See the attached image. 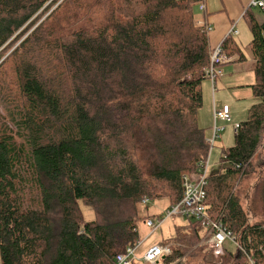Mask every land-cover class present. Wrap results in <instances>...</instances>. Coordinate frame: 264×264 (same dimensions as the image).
<instances>
[{"label": "trees", "instance_id": "16d2710c", "mask_svg": "<svg viewBox=\"0 0 264 264\" xmlns=\"http://www.w3.org/2000/svg\"><path fill=\"white\" fill-rule=\"evenodd\" d=\"M202 1L0 0V76L9 64L19 94L0 108V264H114L140 242L143 200L181 203L184 178L211 152L198 121L213 51L210 27L194 19ZM243 18L258 102L223 150L206 205L264 264V179L262 221L250 222L238 195L264 137V27L250 9ZM221 47L244 60L231 36ZM28 190L39 194L31 206ZM201 232L178 228L162 263L248 264L243 253L214 258Z\"/></svg>", "mask_w": 264, "mask_h": 264}, {"label": "rangeland", "instance_id": "374dc122", "mask_svg": "<svg viewBox=\"0 0 264 264\" xmlns=\"http://www.w3.org/2000/svg\"><path fill=\"white\" fill-rule=\"evenodd\" d=\"M252 0H225L224 4L226 10H223L221 0H203L202 4L208 9L205 15L204 11H200V4L194 7V19L197 23H205L210 27V40L217 42L213 47L214 49L221 45L224 38L229 37L230 30L234 23H237L236 29L239 32L238 36L232 37V40L241 47L247 57V61L243 65L228 64L224 67L225 78H232L224 83L216 84L213 88L211 79H207L202 84L203 106L199 111L200 124L206 130V136L210 141L213 137V130L215 126L214 112L228 107L230 111L231 121L228 123L217 122L219 127L225 129L219 134V139L211 149L208 164L209 174L215 175L222 171L223 165L221 164V157L223 150L232 148L235 145V130L234 126L246 122L249 117L250 108L258 102L253 96L251 84L255 83V76L249 71L252 63V54L250 51L251 33L247 22L243 19V14L249 8ZM253 16L257 23L260 25L264 22V15L258 9H251ZM210 14L207 18V15ZM233 22V23H232ZM6 58V57H5ZM4 58V59H5ZM3 59V60H4ZM1 60V62L3 61ZM0 62V63H1ZM7 71L0 76V85L5 83L11 85L10 93L6 96L0 95V108L4 115H6L5 108L10 109L8 102H17L19 94L15 85V76L9 71V64L6 66ZM10 101H7V98ZM5 107V108H4ZM14 132L15 127L11 126ZM4 128L0 129L3 131ZM254 174L245 178L238 187V195L241 199L242 206L248 214L250 222L262 221V201L260 193V184L264 179V137L262 138L261 146L253 160ZM33 188L32 185L28 186ZM33 191V190H32ZM26 191L27 204L31 206L33 201L39 198L37 191ZM37 208H39L37 206ZM172 208L171 202L168 199H157L149 201L147 205L143 203L138 205L139 221L137 224L140 242L143 241L145 248L152 243L173 246V241L177 234V229L189 225V220L184 217H171L166 220L161 228L157 231H151L145 227V221L165 217L167 211ZM80 210L84 221H92L95 218L94 210L92 207L87 206L83 202L80 203ZM185 230V229H184ZM201 238L204 240L203 232ZM172 241V242H171ZM204 243V242H203ZM233 252L235 249L230 247ZM144 251L141 252V257ZM190 256V252L186 254ZM216 258V257H214ZM191 264H200L197 258H193ZM217 259V258H216ZM164 264V263H162Z\"/></svg>", "mask_w": 264, "mask_h": 264}, {"label": "built area", "instance_id": "2783aa9c", "mask_svg": "<svg viewBox=\"0 0 264 264\" xmlns=\"http://www.w3.org/2000/svg\"><path fill=\"white\" fill-rule=\"evenodd\" d=\"M248 9H258L264 15V0H252ZM205 6L201 3L200 11H204ZM203 26L205 23H198ZM264 27V22L262 24ZM239 32L234 25L230 31V35L237 36ZM264 39V28L262 30ZM228 58L223 52V48L218 46L213 49L211 54L210 65L207 69V77L211 79L215 85L217 79L223 76V66L227 64ZM215 126L213 137L209 141L211 149L219 139V134L225 129L219 127L217 122L228 123L231 121L230 111L228 107L214 112ZM239 129V125L234 126L235 132ZM209 159V158H208ZM208 160L198 169L196 174L184 178V195L180 204L172 206L167 211V215L153 221L147 219L145 227L151 231H157L163 223L171 217H184L189 221L201 224L204 236V243L214 257L223 256L226 251H232L230 247L235 249L233 253H243L248 260V264H257L252 253L248 252L245 245L241 244L239 239L228 230L221 221H214L208 214V206L206 205L208 180L210 178ZM150 200L142 201L147 205ZM141 203V204H142ZM143 241L139 242L136 247L127 248L124 253L119 254L115 258L114 264H161L163 259L172 255L170 246L152 243L147 248L143 247ZM144 251L141 257V252Z\"/></svg>", "mask_w": 264, "mask_h": 264}, {"label": "crops", "instance_id": "0c3cea01", "mask_svg": "<svg viewBox=\"0 0 264 264\" xmlns=\"http://www.w3.org/2000/svg\"><path fill=\"white\" fill-rule=\"evenodd\" d=\"M224 1L225 0H221V2H222V4H223V10L222 11H220V12H223L224 10H226V7H225V4H224ZM207 11H208V9L206 8V10H205V12H204V14L206 15L207 14ZM210 14H208L207 15V18H208V16H209ZM243 16H244V14H243ZM242 16V17H243ZM244 19V18H243ZM245 20V19H244ZM246 22V21H245ZM233 23V22H232ZM238 23V22H237ZM237 23H234V24H232L233 26L234 25H237ZM231 31V30H230ZM251 33V32H250ZM239 35V34H238ZM237 35V36H238ZM229 36H231V37H234V36H232V35H230V33H229ZM251 36H252V34H251ZM209 38H210V34H209ZM225 39L226 38H224V40L221 42V45H222V43L225 41ZM251 41H252V37H251ZM251 41H250V43H251ZM217 42H213L212 40H210V47H211V49H214V45L216 44ZM220 45V46H221ZM240 47V46H239ZM249 47H250V44H249ZM241 48V47H240ZM242 50V49H241ZM250 51H251V49H250ZM242 52H243V50H242ZM251 54H252V52H251ZM243 55H244V60L242 61H239V56L238 55H236V56H233V57H231V58H229V60H228V62H227V64H225L224 66H223V76L221 77V78H219V79H217V81H216V83H215V85L213 84V88L215 89V87H216V84L218 83V81L220 82V83H224L225 81H228V80H230V79H232V78H225V72H224V67L225 66H227L228 64H232V65H243L244 64V62H246L247 61V57H246V55L244 54V52H243ZM254 59H253V55H252V63H251V65H250V67H249V71L250 72H252L253 74H254ZM254 76H255V74H254ZM255 82H256V79H255ZM255 83H252L251 84V86H253ZM250 86V87H251ZM200 114V113H199ZM198 121H199V125H200V127L202 128L203 126H201V124H200V117H198ZM221 123H223V122H221ZM255 222H259V221H255ZM252 223V222H251Z\"/></svg>", "mask_w": 264, "mask_h": 264}]
</instances>
